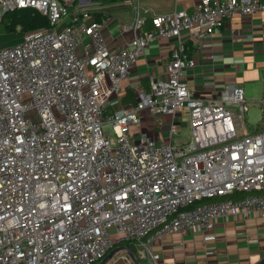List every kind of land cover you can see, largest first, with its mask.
Masks as SVG:
<instances>
[{
  "label": "built area",
  "instance_id": "obj_1",
  "mask_svg": "<svg viewBox=\"0 0 264 264\" xmlns=\"http://www.w3.org/2000/svg\"><path fill=\"white\" fill-rule=\"evenodd\" d=\"M123 4L133 15L119 33L131 37L111 50L98 3L0 0V23L15 10L47 21L0 48V264H97L121 243L163 264L156 240L209 232L218 219H264V86L256 101L235 84L202 98L182 79L194 66L188 44L235 15L264 14V0H198L148 20L139 0ZM160 39L175 41L165 77L122 106L131 69ZM254 106L261 119L245 130ZM143 112L161 135L131 133ZM185 115L189 136L175 142Z\"/></svg>",
  "mask_w": 264,
  "mask_h": 264
},
{
  "label": "crops",
  "instance_id": "obj_2",
  "mask_svg": "<svg viewBox=\"0 0 264 264\" xmlns=\"http://www.w3.org/2000/svg\"><path fill=\"white\" fill-rule=\"evenodd\" d=\"M198 0H139L142 16L147 20L154 15L173 11H191ZM99 18L106 19L103 29L105 41L111 50L123 47L131 33L120 34L119 23L129 21L133 12L123 3L102 7ZM149 27V25H147ZM233 32V34L231 33ZM175 41L160 39L146 49L131 69L130 77L124 83L122 106L135 103L138 89L147 91L151 78L165 77V65ZM186 49L187 56L194 62L193 68L182 71L183 81L196 97L217 98L222 87L235 84L242 88L248 100H258L264 86V14L238 15L226 20L222 28L214 31L212 37ZM210 54L220 58L209 61ZM124 100L128 101L124 103ZM159 119L143 117L142 133L160 134L156 124ZM145 125V126H144ZM153 126L157 127L154 130ZM121 243L119 246H127ZM153 250L160 254L163 264H256L264 258V219L242 217L218 219L209 232L202 230L171 234L156 240ZM139 264L144 260L131 249ZM108 264H132L124 251L118 252ZM120 259V260H118ZM117 261L115 263V261ZM119 262V263H118Z\"/></svg>",
  "mask_w": 264,
  "mask_h": 264
},
{
  "label": "rangeland",
  "instance_id": "obj_3",
  "mask_svg": "<svg viewBox=\"0 0 264 264\" xmlns=\"http://www.w3.org/2000/svg\"><path fill=\"white\" fill-rule=\"evenodd\" d=\"M105 22H106V19H105ZM27 33H29V31L25 32L20 29H16V31L12 33L4 32L3 29H0V48L15 44L21 39V36L23 34H27ZM80 51L81 50L79 47L76 48L77 53H80ZM122 100H121V104H122ZM127 102L128 101L124 100V103H127ZM29 115L32 117L34 121H37V117L33 112H30ZM145 115H147V113L143 112L142 116L144 117ZM260 119H261V112L259 108L256 106L251 107L250 111L246 113L245 115L244 129L245 130L248 129L249 131L254 130L255 126L259 123ZM166 120H167L166 123H168L170 121V117L167 116ZM159 122L160 121H157L156 124L158 125ZM153 128L154 130L158 129L155 126H153ZM103 131H107L110 133V142H111V145H114V140H113L114 138H113L111 130L105 126L103 127ZM130 131L131 133H138L139 131H141V128L137 125V126L131 127ZM188 136H189V127H188L187 117L185 115L184 118L181 120V124L178 127V135L175 137L174 141L179 142L180 140L188 138Z\"/></svg>",
  "mask_w": 264,
  "mask_h": 264
},
{
  "label": "trees",
  "instance_id": "obj_4",
  "mask_svg": "<svg viewBox=\"0 0 264 264\" xmlns=\"http://www.w3.org/2000/svg\"><path fill=\"white\" fill-rule=\"evenodd\" d=\"M91 2L98 3L100 7H105L109 5H116L123 3L125 0H90ZM96 20L99 21V16L95 15ZM47 27V21L44 17L39 15L33 10H15L7 12L3 15L0 23V29L4 32H15L16 29L22 31L33 32L36 30L44 29ZM190 47L189 44L186 49ZM243 196L239 194L237 197ZM205 202V201H203Z\"/></svg>",
  "mask_w": 264,
  "mask_h": 264
},
{
  "label": "water",
  "instance_id": "obj_5",
  "mask_svg": "<svg viewBox=\"0 0 264 264\" xmlns=\"http://www.w3.org/2000/svg\"><path fill=\"white\" fill-rule=\"evenodd\" d=\"M120 251H124L126 253L132 264H139L135 256L133 255L132 250L127 246H119L112 249L108 254L105 255V257L98 264H108L114 258V256ZM256 264H264V258H262Z\"/></svg>",
  "mask_w": 264,
  "mask_h": 264
}]
</instances>
